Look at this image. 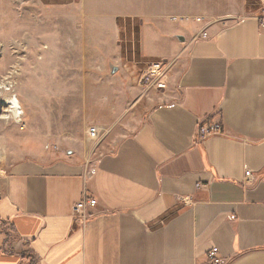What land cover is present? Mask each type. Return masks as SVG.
I'll return each mask as SVG.
<instances>
[{
    "label": "crops",
    "instance_id": "crops-1",
    "mask_svg": "<svg viewBox=\"0 0 264 264\" xmlns=\"http://www.w3.org/2000/svg\"><path fill=\"white\" fill-rule=\"evenodd\" d=\"M104 1L69 4L80 17L62 18L31 68L57 105L77 97L81 131L31 128L1 167L0 264H208L212 247L264 264V0H152L150 23L92 18ZM129 18L139 37L125 53ZM156 61L166 69L147 88ZM212 122L223 133L198 141ZM85 198L98 205L80 226Z\"/></svg>",
    "mask_w": 264,
    "mask_h": 264
},
{
    "label": "rangeland",
    "instance_id": "rangeland-1",
    "mask_svg": "<svg viewBox=\"0 0 264 264\" xmlns=\"http://www.w3.org/2000/svg\"><path fill=\"white\" fill-rule=\"evenodd\" d=\"M79 1L0 0V169L11 157H15L14 152L26 145L25 137L31 128L43 134L56 135L57 131L65 130L71 136L80 135V122L75 118L79 109L75 104L78 102L77 97L70 95L59 106L55 91L48 92L30 85L31 68L41 60L49 47L47 41L53 44L57 39L62 18L80 17L75 6L69 5ZM151 2L143 0L146 6H142L138 0H107L99 5L95 13L90 14L92 18L99 19L117 18L120 14L124 17L138 16L144 23H150L155 18L150 10ZM59 6L64 8L58 9ZM161 14L162 19L166 20L165 15L168 13ZM122 26L121 45L124 52L129 53L128 46L134 49L133 44H136L139 37V21L136 18L123 19ZM62 28L64 32H73L65 22ZM12 98L17 99L22 107L23 114L18 120L12 116V108L7 103ZM58 109L60 112L69 111L71 115L56 123L54 117ZM50 145L56 149L58 143L53 140Z\"/></svg>",
    "mask_w": 264,
    "mask_h": 264
},
{
    "label": "built area",
    "instance_id": "built-area-1",
    "mask_svg": "<svg viewBox=\"0 0 264 264\" xmlns=\"http://www.w3.org/2000/svg\"><path fill=\"white\" fill-rule=\"evenodd\" d=\"M177 20L176 18H174ZM261 25L264 27V9L260 17ZM202 37H207L206 32L203 33ZM165 63L162 61H156L149 65L147 71L142 78V84L147 88L157 85L158 78L165 71ZM222 126L220 123H209L208 125L202 124L197 133V140L202 141L209 137L221 135ZM88 135L93 141H97L100 138V129L93 125L88 129ZM246 178L250 179L252 171L246 168ZM98 205L97 199L85 198L73 205V215L75 217V223L80 226H85L91 220L93 214L90 212L89 207H96ZM232 220L236 219V216L231 217ZM209 263L208 264H228V261L221 255L219 247H212L208 253Z\"/></svg>",
    "mask_w": 264,
    "mask_h": 264
},
{
    "label": "bare ground",
    "instance_id": "bare-ground-1",
    "mask_svg": "<svg viewBox=\"0 0 264 264\" xmlns=\"http://www.w3.org/2000/svg\"><path fill=\"white\" fill-rule=\"evenodd\" d=\"M7 103L12 108L11 109L12 110V116L14 118H16L17 120L20 119L23 113L21 112L22 107H21L19 101L15 98H12V99L8 100ZM5 118H7V116Z\"/></svg>",
    "mask_w": 264,
    "mask_h": 264
}]
</instances>
